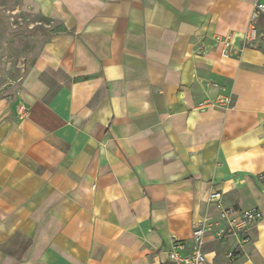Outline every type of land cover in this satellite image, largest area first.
Wrapping results in <instances>:
<instances>
[{"label":"crops","instance_id":"0c3cea01","mask_svg":"<svg viewBox=\"0 0 264 264\" xmlns=\"http://www.w3.org/2000/svg\"><path fill=\"white\" fill-rule=\"evenodd\" d=\"M260 1L25 0L54 25L0 117V264H169L213 191L264 215ZM250 237L203 251L264 264V218Z\"/></svg>","mask_w":264,"mask_h":264},{"label":"built area","instance_id":"2783aa9c","mask_svg":"<svg viewBox=\"0 0 264 264\" xmlns=\"http://www.w3.org/2000/svg\"><path fill=\"white\" fill-rule=\"evenodd\" d=\"M264 16V0L256 3L252 9L248 28L243 36L244 42H252L256 38L255 22L258 17ZM221 45V55L228 57L233 48V39L230 35L216 37ZM218 104L225 107L230 105L231 99L228 96L219 97ZM220 193L213 191L208 197V202L216 203L218 211L216 215H206L197 221L191 233V250L188 255L182 256L180 251L183 245L179 242H172L168 252L169 264H210L204 254L203 248L207 238L215 241L235 240L234 250L227 253V258L233 260L236 249H242L251 242L250 231L264 218L263 213L256 209H241L237 207L224 208L220 205Z\"/></svg>","mask_w":264,"mask_h":264},{"label":"rangeland","instance_id":"374dc122","mask_svg":"<svg viewBox=\"0 0 264 264\" xmlns=\"http://www.w3.org/2000/svg\"><path fill=\"white\" fill-rule=\"evenodd\" d=\"M25 0H0V117L14 100L20 70L29 66L47 36L50 21L22 11Z\"/></svg>","mask_w":264,"mask_h":264}]
</instances>
